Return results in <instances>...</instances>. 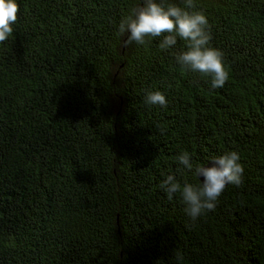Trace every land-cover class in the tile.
Listing matches in <instances>:
<instances>
[{
  "label": "trees",
  "instance_id": "trees-1",
  "mask_svg": "<svg viewBox=\"0 0 264 264\" xmlns=\"http://www.w3.org/2000/svg\"><path fill=\"white\" fill-rule=\"evenodd\" d=\"M17 3L0 42V264H264V0L187 9L223 52L217 88L178 64L184 40L119 33L145 0ZM233 150L242 182L213 211L169 200L167 175L199 184L195 166Z\"/></svg>",
  "mask_w": 264,
  "mask_h": 264
},
{
  "label": "clouds",
  "instance_id": "clouds-1",
  "mask_svg": "<svg viewBox=\"0 0 264 264\" xmlns=\"http://www.w3.org/2000/svg\"><path fill=\"white\" fill-rule=\"evenodd\" d=\"M185 3L186 8L175 4L165 7L157 0H145L142 7L133 9L130 15L121 20L119 33H129L127 42L135 41L141 45L147 42V37L163 35L159 44L162 50L176 45L177 38L184 40L186 50L176 56L178 64L193 72L210 75L213 88L223 87L229 78L223 52L210 45L206 15L202 11L187 10L195 8L193 0H185ZM18 12L17 0H0V42L6 41L12 35ZM146 102L166 106L165 95L160 91L149 92ZM176 159L186 169L193 170L189 152H181ZM243 172L240 154L233 150L213 157L207 166H195L194 175L201 179V183H181L173 174H169L161 187L169 200L178 194L187 215L196 220L215 209L218 198L229 184L239 185L242 182ZM177 257L180 258L179 253Z\"/></svg>",
  "mask_w": 264,
  "mask_h": 264
},
{
  "label": "water",
  "instance_id": "water-1",
  "mask_svg": "<svg viewBox=\"0 0 264 264\" xmlns=\"http://www.w3.org/2000/svg\"><path fill=\"white\" fill-rule=\"evenodd\" d=\"M211 162H208L207 164H205V166L209 165ZM201 180V179H200Z\"/></svg>",
  "mask_w": 264,
  "mask_h": 264
}]
</instances>
